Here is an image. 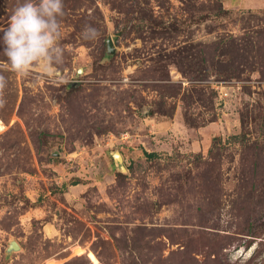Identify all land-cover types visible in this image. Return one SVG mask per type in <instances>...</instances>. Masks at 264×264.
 Wrapping results in <instances>:
<instances>
[{"label":"rangeland","instance_id":"1","mask_svg":"<svg viewBox=\"0 0 264 264\" xmlns=\"http://www.w3.org/2000/svg\"><path fill=\"white\" fill-rule=\"evenodd\" d=\"M21 1L0 0V31ZM246 1L77 0L53 75L4 71L0 264H205L204 243L186 260L196 245L183 236L198 231L219 234L229 264H264V129L253 120L264 77L251 58L219 76L230 57L216 47L264 31V0ZM84 11L103 29L95 39L82 36ZM205 169L211 192H189L185 174ZM250 228L261 235L247 247Z\"/></svg>","mask_w":264,"mask_h":264},{"label":"clouds","instance_id":"2","mask_svg":"<svg viewBox=\"0 0 264 264\" xmlns=\"http://www.w3.org/2000/svg\"><path fill=\"white\" fill-rule=\"evenodd\" d=\"M65 16L64 0H24L10 17L4 31L6 61L0 63V108L7 104L5 91L8 78L4 71L27 76L34 67H43L48 75L63 63L62 18ZM84 39H95L98 32L90 25L83 29Z\"/></svg>","mask_w":264,"mask_h":264},{"label":"trees","instance_id":"3","mask_svg":"<svg viewBox=\"0 0 264 264\" xmlns=\"http://www.w3.org/2000/svg\"><path fill=\"white\" fill-rule=\"evenodd\" d=\"M23 2H24V0H22L21 2H16L15 3V5H17L16 7H18ZM64 4H65V16L64 17L65 18L70 17V19H73L75 9L77 8L75 5H78L77 0H64ZM12 11L14 12V9ZM81 15H82L81 17H83V18H81V20L87 22L89 25H91L93 28H95L97 30V32H100V33H98V35H100L103 29L99 28V24L95 21V17L90 15L87 11H84L83 13H81ZM75 34H76V32L72 35V38H75ZM3 36H4V31H0V51L2 53H4V49L6 47L3 43ZM220 38L221 39L219 40V42L218 41L216 42L218 45L216 47L221 49V51H220L221 54H223V55L227 54L230 57V59L227 62L221 61V63L222 62L224 63L223 67H225V68L223 70L218 71L219 76L223 75V74L224 75H232L233 73L238 71L237 69L233 68L236 66V62H237L236 58H238L239 60H243L242 63H249V59L251 58L252 64L257 63V64H259V66H261L260 72H261L262 77H264V31L263 30L256 31L254 33H248V35H246L244 33L241 36L229 35L228 37L224 36V37H220ZM207 47H210V46L207 45ZM205 54H206V50H204V54H202L201 62L203 64L208 61L207 60L208 57H206ZM193 60L194 59H188L189 62H191ZM194 65H200L199 61L196 62ZM199 71H200V73L202 71H205V67H201ZM205 76H208V75L206 74ZM166 86H168V85H166ZM69 87H72V84ZM168 87L172 88V90L168 88L169 92H173V93L176 92V91H174L172 86H168ZM73 92H74V89L71 91V93H73ZM20 112L22 113V109L20 110ZM4 120L7 123H9L6 119H4ZM253 120H255L256 123L260 122L261 123L260 128L264 129V108L263 107L260 111H258V113L255 115ZM46 132L47 131H41L37 135L42 140H45ZM263 133H264V131H263ZM246 135H247L246 131H243L241 133L240 139L242 142L248 140V137H246ZM258 145H259V143L255 142L253 146L256 147ZM263 149H264V146H262V150ZM144 152H145L148 159H152V158L157 156L156 152H149L147 150H145ZM119 175L122 176V174H119ZM184 178H186L185 183H186V185H188L189 190H188V188H187V190L189 192H191V190L195 189L197 186H200L202 188L205 187V194H207V192H211L212 181H213L212 179L214 177L211 175V173L208 172V170L205 169V171H203L202 174L198 173L196 176H193L191 173H187V175L185 174ZM196 178H198V179L196 181H194V179H196ZM256 178H257L256 177V168L254 167L252 169V185H253V187H256V183H255ZM76 183L77 182H75L74 184H76ZM185 183H184V185H185ZM184 185H183V187H184ZM251 194L248 195L249 198L254 197ZM176 198H177L176 195L174 198L170 197L169 199H167V202H173L174 200H176ZM26 202L28 204H31V206H33L32 205L33 203H30L28 198H26ZM263 217H261L260 220ZM248 222L250 224L253 223L251 221V219H248ZM261 226H264V223H261ZM248 233H247V235L251 236V238H250L249 242L247 243V247L250 246L253 243V241L256 240V238H259V236L261 235V232L260 233L255 232L254 230H252V228L249 229ZM183 239L185 240L186 247L190 248L193 245H196V247H194L193 251H186L185 252L186 260H188V258L190 256L191 259H193L194 261L195 260L197 261V258L193 255V253L194 252H201L199 250L205 244V252H206L205 253V264H229L225 260V258L222 256L223 253H221V250H223L225 245L224 244L221 245L219 234H217L215 236H210L209 233L207 234V232L198 231L195 234H192V233L185 234L183 236ZM262 242L263 241L261 240V243ZM199 245H202V246L200 247ZM194 250H196V251H194ZM67 262H69V261H67ZM67 262L64 264H68ZM253 262H255L254 259L250 260L246 264H259V263H253ZM262 262H264V259L262 260Z\"/></svg>","mask_w":264,"mask_h":264},{"label":"water","instance_id":"4","mask_svg":"<svg viewBox=\"0 0 264 264\" xmlns=\"http://www.w3.org/2000/svg\"><path fill=\"white\" fill-rule=\"evenodd\" d=\"M106 45H107V52L109 55L113 54L115 52V49L113 48V39L110 36L107 41H106ZM115 164L120 167V169H122L123 171H126V168L123 165V156L121 154V152L119 150H115L111 152ZM21 249V245L17 240H12L9 247H8V251H13V250H20Z\"/></svg>","mask_w":264,"mask_h":264},{"label":"built area","instance_id":"5","mask_svg":"<svg viewBox=\"0 0 264 264\" xmlns=\"http://www.w3.org/2000/svg\"><path fill=\"white\" fill-rule=\"evenodd\" d=\"M9 128L7 123L2 117H0V134L4 133Z\"/></svg>","mask_w":264,"mask_h":264},{"label":"crops","instance_id":"6","mask_svg":"<svg viewBox=\"0 0 264 264\" xmlns=\"http://www.w3.org/2000/svg\"><path fill=\"white\" fill-rule=\"evenodd\" d=\"M249 0H247L246 2H248ZM122 154V153H121ZM124 159V158H123Z\"/></svg>","mask_w":264,"mask_h":264}]
</instances>
